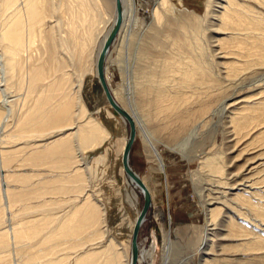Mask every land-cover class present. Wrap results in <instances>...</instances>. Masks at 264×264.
Wrapping results in <instances>:
<instances>
[{
	"label": "bare ground",
	"instance_id": "bare-ground-1",
	"mask_svg": "<svg viewBox=\"0 0 264 264\" xmlns=\"http://www.w3.org/2000/svg\"><path fill=\"white\" fill-rule=\"evenodd\" d=\"M120 2L122 20L113 40L133 9V0ZM168 3L156 1L155 23ZM203 15L206 25L199 29L194 16L181 12L179 36L166 47L164 33L148 24L130 44L114 87L105 71L112 40L104 77L135 134L141 133L149 169L160 164L159 144L192 167L189 178L204 215L198 264H260L264 0H205ZM115 16V0H0V264H130L141 210L137 191L143 193L122 162L128 121L101 85L112 127L82 96L89 77L99 82L96 61ZM206 31L213 34L204 36ZM213 115L224 143L218 149L205 138ZM188 127L192 134L168 146ZM128 165L151 205L147 183ZM137 249L136 263H154V239L149 248Z\"/></svg>",
	"mask_w": 264,
	"mask_h": 264
},
{
	"label": "rangeland",
	"instance_id": "rangeland-1",
	"mask_svg": "<svg viewBox=\"0 0 264 264\" xmlns=\"http://www.w3.org/2000/svg\"><path fill=\"white\" fill-rule=\"evenodd\" d=\"M156 1L133 0L130 21L126 25L125 31L121 35H116L110 45L105 71L112 87L121 82L119 69L127 63L130 44L135 40L137 33L148 28V24L156 27L157 30H161V34L164 33L161 35L164 47L170 44L171 38L179 36L177 18L181 12L194 16L195 23H199V29L205 27L206 19L203 15L205 0H169L168 10L158 23L152 19V8ZM108 13L110 12L108 11ZM151 32L154 31L152 29L147 31L149 35ZM207 34L212 35L213 32L206 31L204 36ZM160 47L163 48L161 43ZM82 90V96L88 109L95 113L99 108V119L108 128L112 127L115 119L104 116L106 100L101 93L97 78L89 77V80L84 82ZM248 90L252 91V89ZM217 103L216 101L211 105L210 112L217 106ZM217 119L218 117L213 115L205 125L207 126L205 138L209 142H213V149L224 146L220 133V121ZM215 120L216 125L213 124ZM124 128L126 136L129 127L126 124ZM192 132L188 127L178 135L175 141H169L168 146L173 145L177 142L176 140L192 134ZM158 146L160 164L156 165L157 171L149 169L150 164L145 154L146 146L140 131H136L129 154L130 165L143 177L152 193L151 205L138 231L137 246L140 249H147L154 239L157 243V249L153 264H178V260L182 257H186L183 264H198L199 253L196 251V240L198 239L199 234L197 233H199L200 224L204 223V215L200 205L201 195L194 192L192 181L189 178L192 167L185 160L180 159L177 153L168 150V147L164 150V145L159 144ZM118 176L119 179H122L120 175ZM137 194L136 211L141 209L143 203V195L138 191ZM136 264H148V262L138 261ZM260 264H264V258Z\"/></svg>",
	"mask_w": 264,
	"mask_h": 264
},
{
	"label": "water",
	"instance_id": "water-1",
	"mask_svg": "<svg viewBox=\"0 0 264 264\" xmlns=\"http://www.w3.org/2000/svg\"><path fill=\"white\" fill-rule=\"evenodd\" d=\"M115 10H116V16H115V22L113 24V26L111 27V29L109 30L103 45L99 51L98 57H97V61H96V71L98 74V79H99V83L104 91V94L108 100V102L112 105V107L114 108V110L121 114L124 118L127 119L128 121V125H129V135L125 144V148L123 151V155H122V162H123V166H124V170L125 172L128 174L129 177H131L142 189V193H143V204L141 207V210L138 214V217L135 221L133 230H132V235H131V248H130V264H136V259H137V253H138V249H137V234H138V229H139V225L150 205V196L149 193L147 192L146 188L144 187L143 183L141 182L140 178L137 176V174L130 168V166L128 165V157H129V153L131 150V146L134 140V135H135V130H134V123L133 120L131 118V116L123 109L121 108L113 99L112 94L110 92V89L106 83L105 77H104V58L106 55V52L109 48V45L111 44L116 32L118 31V28L120 26L121 20H122V5L120 0H115Z\"/></svg>",
	"mask_w": 264,
	"mask_h": 264
}]
</instances>
